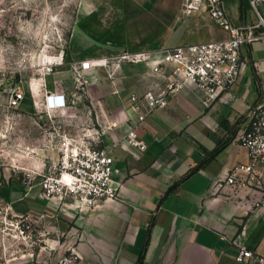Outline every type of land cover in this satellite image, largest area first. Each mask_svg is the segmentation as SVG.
<instances>
[{
	"label": "crops",
	"instance_id": "1",
	"mask_svg": "<svg viewBox=\"0 0 264 264\" xmlns=\"http://www.w3.org/2000/svg\"><path fill=\"white\" fill-rule=\"evenodd\" d=\"M223 1L234 24L245 20L248 0ZM142 2L147 5L140 11V25H128V34L117 40L99 36L92 48H70L74 62L122 49L158 50L227 36L204 4L186 15L183 0ZM157 58L123 64L112 78L102 67H84L88 95L74 94L62 118L68 133L87 131L84 139L109 150L112 178L119 186L116 199L77 208L70 200L45 197L38 180L2 185L0 199L12 213L26 216L45 240L34 252L39 264H57L70 250L77 254L72 264H257L234 259L240 246L264 255V205H256L262 194L255 187H221L233 165L249 160L238 137L246 124L244 113L264 96V39L243 46L239 78L220 99L204 105L201 93L182 88L167 96L166 106L151 111L138 101L146 113L138 122L123 100L165 90L171 66L152 72L149 66ZM71 82L70 88L53 79L47 89L67 98L75 92ZM130 132L144 148L126 139Z\"/></svg>",
	"mask_w": 264,
	"mask_h": 264
},
{
	"label": "built area",
	"instance_id": "2",
	"mask_svg": "<svg viewBox=\"0 0 264 264\" xmlns=\"http://www.w3.org/2000/svg\"><path fill=\"white\" fill-rule=\"evenodd\" d=\"M249 11L245 20L234 24L228 16L223 0H183L182 12L186 15L196 13L202 4L212 22L227 33L223 39L186 43L158 50L122 49L107 55L85 58L71 65L72 81L75 90L87 94V77L81 72L84 67H102L106 76H116L123 64L149 63L155 55L157 61L149 66L152 72L160 73L166 66H171V77L162 93L146 92L143 95L131 94L127 99L126 109L135 113L138 122L145 119L146 113L140 111L137 102L144 101L147 111L167 104V96L182 88L191 87L193 92L201 93L199 100L209 105L220 99L224 93L238 80L242 65V48L253 41L264 39V0H248ZM62 64L60 59L42 70L46 74L54 73L53 65ZM46 65V66H48ZM44 86V85H43ZM6 108L18 109L26 99V89L22 84H13L7 89ZM44 96L41 107L47 114L48 127L42 131L41 139L48 143L53 154L47 155L49 163H42L41 171L34 176H26V184L38 179L41 193L47 198L70 200L77 208H92L102 201L114 200L118 196L119 186L112 178L113 157L109 150L95 144L94 139H84L68 133L63 127L67 109L71 108V97L77 92H70L66 98L43 88ZM88 95V94H87ZM36 106V105H35ZM58 116V117H57ZM59 119H53V118ZM246 124L238 137V143L248 153V162L233 165L224 179V185L237 188L239 186L255 187L262 194L256 203L264 205V96L259 98L244 113ZM126 139L139 148L144 145L136 139L133 132ZM35 149V148H34ZM54 149L56 153L54 154ZM244 175V176H243ZM7 209L11 207L7 205ZM13 227L16 237L28 239L32 244L30 227L26 216L14 214ZM234 259L238 262L254 261L264 264V255L240 246ZM77 254L72 250L62 255L57 264L76 262Z\"/></svg>",
	"mask_w": 264,
	"mask_h": 264
},
{
	"label": "rangeland",
	"instance_id": "3",
	"mask_svg": "<svg viewBox=\"0 0 264 264\" xmlns=\"http://www.w3.org/2000/svg\"><path fill=\"white\" fill-rule=\"evenodd\" d=\"M111 1L117 3L116 9ZM146 5L142 0H0V188L12 180L26 184V176L40 172L44 161L49 163L47 155L53 153L41 139L49 123L41 107L43 88L51 86L53 79H62L71 88L69 70L75 58L70 48H92L99 36L104 40L124 37L128 25H140V11ZM61 55L62 64L53 65L54 73L46 72L42 83L40 71ZM34 82L39 83L37 89ZM16 83L26 89V99L20 108L8 109L7 89ZM12 223L11 210L0 199V264H39L34 252L45 246L42 234L31 226L32 240L36 239L32 244L15 236Z\"/></svg>",
	"mask_w": 264,
	"mask_h": 264
},
{
	"label": "bare ground",
	"instance_id": "4",
	"mask_svg": "<svg viewBox=\"0 0 264 264\" xmlns=\"http://www.w3.org/2000/svg\"><path fill=\"white\" fill-rule=\"evenodd\" d=\"M40 74L42 75V77H43V80H42V83L44 82V78H45V73H44V71L43 70H41L40 71ZM33 86L37 89L38 87H39V83L38 82H34L33 83ZM41 87V86H40ZM43 96H44V93H43ZM53 151H55L56 152V149H54Z\"/></svg>",
	"mask_w": 264,
	"mask_h": 264
}]
</instances>
